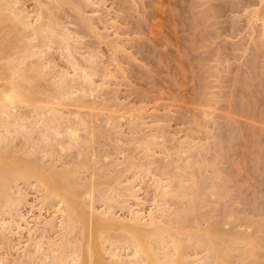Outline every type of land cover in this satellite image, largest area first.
I'll list each match as a JSON object with an SVG mask.
<instances>
[{"label": "rangeland", "instance_id": "374dc122", "mask_svg": "<svg viewBox=\"0 0 264 264\" xmlns=\"http://www.w3.org/2000/svg\"><path fill=\"white\" fill-rule=\"evenodd\" d=\"M17 1L33 23L43 13L51 39L25 60L24 86L34 82L36 91L28 90L39 108H18L26 117L22 126L1 128L3 156L11 152L59 175L74 170L70 192L82 196L92 185L96 213L126 218L137 204L143 213L160 204L167 214H157L167 228L172 224L187 261L213 264L211 242L223 250L243 237L233 251L247 248V238L258 244L250 264H264V0ZM12 49L4 53L0 46V85L9 77L3 64L22 54ZM60 78L69 85L61 87ZM68 124L79 130L78 141L65 135ZM13 181L17 203L0 201V264H51L57 252L49 241H65L58 199L33 178ZM78 224L66 254L85 244ZM115 228L107 232L122 237ZM204 230L215 232L207 234L212 241ZM103 243L100 249L109 244ZM118 244L123 260L131 259L132 249ZM233 253L228 264H240L242 254Z\"/></svg>", "mask_w": 264, "mask_h": 264}, {"label": "bare ground", "instance_id": "6f19581e", "mask_svg": "<svg viewBox=\"0 0 264 264\" xmlns=\"http://www.w3.org/2000/svg\"><path fill=\"white\" fill-rule=\"evenodd\" d=\"M17 2H19V1H17V0H0V44L4 47L3 52L5 53V50H10L13 47L17 46L20 49L18 53H22L20 55L14 54L15 56H13V57L10 56L11 54L10 55L8 54V56H10L9 60H11V63L8 60L9 61L8 64H3V66H2V68L5 69V71L9 72V77L6 79L7 82L2 83V85H0V144L5 141L4 136L2 137V134H1V128L9 130L10 125L11 126L12 125L22 126L21 121L25 120L26 117L24 118V116L22 114L17 113L18 108L28 106V107H31L32 108L31 110H33V111H35L36 109L39 108V104L37 103L38 101L34 98L35 94H32V92H30V94L32 96L34 95L32 97L29 94V90H28V89H30L29 86L31 87V85L34 84V82L30 80L28 82L32 83V84H28L29 86L26 85L27 87L24 86V84H27L26 83V81L28 79L27 75L29 73L24 64H25L26 58H28L30 55H33V56L38 55L39 56L40 51L42 53V51L44 50L43 48L47 46L48 41L51 39L50 35L48 34L50 32H46L50 27L44 21L45 16L43 15V13L39 12V11L36 12L35 16L33 15L35 17L36 21H34V23H33V21L30 19V18H32L31 15H29L26 12L24 14V10L21 8L19 9V7L16 5V4H18ZM29 38H31L32 40L34 39V43H30ZM34 49L38 50V52ZM12 51H13V49H12ZM0 58H1V56H0ZM38 68L40 70V67H38ZM38 68L36 67L35 69H33V72L36 71L37 73H39V71L37 70ZM74 69H75L74 71L76 72L77 70H79V67L76 66ZM40 73H42V71ZM84 73H82V74H84L82 77L85 76V78H88L89 77L88 74H91V73L86 74L87 72H84ZM39 75H41V74H39ZM25 76L27 77V79L25 78ZM34 76H38V75H34ZM62 77H64L63 74H62ZM23 78H25L26 81H24ZM61 79L62 78H60L59 81H57V82H60L61 87L63 84L69 85L68 79H64V78L62 80ZM22 80L24 82H22ZM67 81H68V83L66 84ZM71 83H73V82H71ZM75 87H76L75 89H77V86H75ZM73 88H72V90H73ZM81 88H82V86H81ZM34 89L32 90V87H31L30 91L35 92L36 90H34ZM69 91H70V87H69ZM69 91L66 90V92H67V94L65 92L66 96L64 95V92H63V94H61V96L67 97ZM71 92L72 91H70V93ZM74 93L75 92L73 91V94ZM55 100H56V98H55ZM48 103L49 102H46V105ZM50 104H52L54 106V104H56V103L53 104V101H52V102H50ZM46 105H44V106H45V108H47V111L48 112L51 111L52 113H54V111H55V115L57 117L58 113L56 111H58V110L57 109L55 110L56 107H52V105L49 106V104L47 106ZM40 108H41V106H40ZM48 112H45V113H48ZM75 118H76V116H75ZM12 119H13V122H11ZM64 120H66V119H64ZM52 121H54L56 123V121L53 118H50L48 120L49 124H52L51 123ZM59 121H60V119H59ZM74 126L68 124V126L65 128L66 129L65 135H67L69 137V139H71L72 141H74V140L78 141L80 138V135H79L80 132H78L79 130H77V128ZM51 128H54V127L51 125ZM61 133H62L61 131L56 129V135H60ZM2 147H4V146H2ZM61 149L62 150L65 149V146L61 145ZM9 153H11V152H9ZM9 153L7 156V152H5V154L3 156V154L0 151V201H2L1 199H3V200H5L4 202H6L5 204H7V205L8 204L9 205L15 204L16 198L14 199L13 197H11L12 193L10 192V190L12 189V185L10 186V184H11L10 182H15L13 180L18 181L20 179L27 180L28 178H31V179L33 178V180L35 179V181L37 182L38 185H40L46 189V191L50 197L58 199V202L55 203L54 207H56L55 210L57 212L61 213V216H60V217H62L60 219L61 220L60 221L61 226L59 224L58 225L62 229V233L64 235L63 240H65V241L64 242L62 241L59 243L49 241V243H51L50 245H51V249L53 251V252L52 251L51 252L52 253L57 252L55 255V259L51 264H203V262H201V261L199 262L197 260H196L197 261L196 263H195V261H193V262L190 260H189L190 262L187 261L189 258L187 259L186 257H188V256L187 255L184 256V254L181 251L182 250V244L180 241V237H179V239H177V237L174 238L176 236L175 234H174L175 235L174 237L171 234L172 224L168 228L165 225L164 218L166 216L165 213L167 214V212L164 213V211H166V210L164 208H162L160 206V204L158 205L159 201H157V198L154 201V203H156V204H154V203L153 204H154V206H156V205H158V206L153 207L154 209H150L149 213L148 212L143 213L141 208L139 211V206H140L139 204H137L138 208H136V210L135 209L131 210V217L129 216V217L124 218V217L119 216L121 218H118V217H115L117 215H115V214L113 215V213H112L113 211H111V213L108 212L107 215L105 214L106 212H104V211H103V213L102 212L96 213L94 210V206H95L94 205L95 204L94 203V201H95L94 194L95 193L93 194L92 185H91L92 188L90 187V192H88L89 190L87 192L86 191L84 192L87 195H89V197H88L85 194L86 197H88L90 200L89 203L87 202L88 204L83 200L84 197H82V196L84 195V193L82 194V196H80V194H78L77 192H73V191L70 192L69 187H68V183H72V178H69V175H72L73 174L72 172H75L74 170L73 171L67 170V171H65L66 173L64 172L62 175H59V173L57 174V171L54 169H52L53 171H51L50 168H48L49 170L45 169V168L41 169V168H39L40 166L38 167L35 163H33V165L35 164L36 166H33V165H31L32 164L31 162L25 161L23 159H18V158H16L17 156L16 157L10 156ZM54 171H56V173ZM159 187L162 188L160 186V184L157 188H159ZM164 191L166 192V190H164ZM160 192H161V190H160ZM167 193L168 192H166V194ZM162 194H163V192H162ZM134 197H135V200L140 201V198H137V196H134ZM161 198H164V199H161ZM161 198H160L161 200H165L164 195ZM165 202H163V203H165ZM158 207H160L161 209ZM164 207H167V206H164ZM155 208H157L159 210H157ZM167 210H168V207H167ZM108 211H110V210H108ZM157 211L163 212L164 214L161 213L162 215L161 214L158 215ZM129 213H130V210H129ZM160 215L161 216L164 215L163 216L164 218L163 217L161 218ZM127 218H128L129 223L127 222ZM23 219H24V217L22 218V220ZM122 220H125V221L123 222ZM53 221L54 220L49 221V225H50V223L55 224ZM78 222L80 224H78ZM5 223H6V221H5ZM30 223H29V225H30ZM37 223L40 224V220H38ZM76 223L78 225L82 224L80 227V235H79L80 239L79 240H83V242H85V244H83V245L79 244L80 247L76 245L73 252H71L70 254H68V253L66 254L65 248H66V245H69L68 244V240H69L68 235L71 233V231H74L76 229L75 228L77 226ZM3 225H4V223H3ZM29 225H28L29 228L28 227L27 228L30 231V236H31L32 230L35 231V229L31 230L30 227H33V226H31V225L29 226ZM169 225L170 224H168L167 226H169ZM17 227H19V228L21 227L20 223L17 224ZM51 227L54 228V225L51 224ZM111 228L112 229L115 228V229L119 230L120 235H122V237H119V238L113 237L112 238L110 233H108L111 230ZM209 229H210V227H209ZM88 230H90V234H89V232L87 233ZM206 230H204L205 231L204 234L206 233V235H203V236H205V237L207 236L208 239L210 240L211 237L207 235L210 233L209 232L210 230H208V231H206ZM23 231L24 230H22V232ZM106 233L109 235H107ZM214 233L213 234L210 233V234L212 236H215ZM87 234H89V235L87 236ZM176 234H177V231H176ZM220 234L222 235V233H219V235ZM181 235H183V233H181ZM96 236L97 237L99 236L100 239L102 238V240L100 241V246H99V242H98L99 240L97 239ZM103 237L107 240L105 241V239ZM233 238L231 240L230 239L229 240L233 241ZM235 238H239V237H235ZM235 238H234V240H235ZM166 239L170 241V244L172 243V247H173L172 253L173 254L168 253V251H167V249L168 250L170 249V245H168L169 242ZM220 239H221L220 241H223V242H225V240H226V238L224 239V237L220 238ZM239 239L240 240H238V243L241 242V239H243V237H241ZM51 240H53V239H51ZM165 240L168 242L167 245L165 243L166 242ZM102 241H104V243H103L104 248H105V243L109 242V244H107V248L100 249ZM210 241H212V240H210ZM230 241H228V242H230ZM246 241H249V240H247V238L244 241L242 240V242H245L246 244L248 243L249 248L245 244L248 249L244 248L245 247L244 246L243 247L244 251L242 250V247L240 248V250H239V248H238V250L235 248V251H233L234 250L233 247L236 244H238V243H235L236 241L233 242V245L228 244L227 246H225L226 248L223 250L220 248H217L218 246H216V247L214 246L215 244L218 245L217 242H215V243L211 242L213 244L212 245L213 248L210 246L211 252H210L209 256L211 258L210 257H208V258L213 259V261L215 260V262L213 264H225V263L228 264L229 258L230 257L232 258L235 256L233 252H235V253L238 252L239 254H242V256H240V258H241L240 260L242 263L240 262V264H243V263L244 264H246V263L250 264V262L252 263L254 261V260L249 261V259L255 258L256 254L254 253L255 252L254 249H256V248H254L255 244L251 245L252 243L246 242ZM41 242L42 241H39V243H41ZM117 242L118 243L124 242L128 245L127 247L132 249V251H131L132 256L131 257L133 259L129 258L126 261L123 260V256L119 253L120 250L117 249L121 245L118 244ZM251 242H253V241H251ZM44 243H45V241L43 242V244ZM70 243H71V241H70ZM81 243H82V241H81ZM234 243H235V245H234ZM255 243H256V241H255ZM220 244H221V242H220ZM164 245H165V247H164ZM256 245H258V244H256ZM166 246H168V247H166ZM236 246L238 247L240 245H236ZM250 246H252V247H250ZM109 247L111 249H109ZM162 249L164 252L162 251ZM104 251H106V253H108V255H106V256H108V257L110 256V259H111V261H109L110 263L107 260H105L106 259L105 254H103V253H105ZM244 253H245V255L246 254L247 255L244 256ZM163 254L166 258H164ZM120 256H122V257H120ZM196 258H198V257H196ZM110 259H108V260H110ZM242 259H244V260H242ZM0 263H1V259H0ZM41 263L39 262L38 264H41ZM42 264H45V263H42ZM210 264H212V263H210Z\"/></svg>", "mask_w": 264, "mask_h": 264}]
</instances>
